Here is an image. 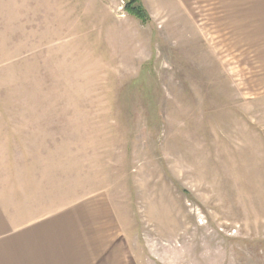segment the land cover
<instances>
[{
	"label": "rangeland",
	"instance_id": "374dc122",
	"mask_svg": "<svg viewBox=\"0 0 264 264\" xmlns=\"http://www.w3.org/2000/svg\"><path fill=\"white\" fill-rule=\"evenodd\" d=\"M129 1L0 0V264H264V0Z\"/></svg>",
	"mask_w": 264,
	"mask_h": 264
},
{
	"label": "trees",
	"instance_id": "16d2710c",
	"mask_svg": "<svg viewBox=\"0 0 264 264\" xmlns=\"http://www.w3.org/2000/svg\"><path fill=\"white\" fill-rule=\"evenodd\" d=\"M138 1L139 0H130L129 2H127L125 6L126 10L141 18L142 20H148L149 15L146 9Z\"/></svg>",
	"mask_w": 264,
	"mask_h": 264
},
{
	"label": "built area",
	"instance_id": "2783aa9c",
	"mask_svg": "<svg viewBox=\"0 0 264 264\" xmlns=\"http://www.w3.org/2000/svg\"><path fill=\"white\" fill-rule=\"evenodd\" d=\"M235 232V231H234Z\"/></svg>",
	"mask_w": 264,
	"mask_h": 264
}]
</instances>
